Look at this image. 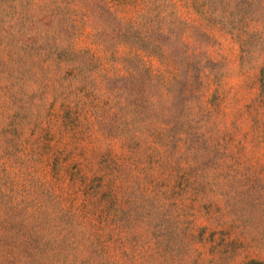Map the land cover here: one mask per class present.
<instances>
[{
    "label": "rangeland",
    "instance_id": "374dc122",
    "mask_svg": "<svg viewBox=\"0 0 264 264\" xmlns=\"http://www.w3.org/2000/svg\"><path fill=\"white\" fill-rule=\"evenodd\" d=\"M0 264H264V0H0Z\"/></svg>",
    "mask_w": 264,
    "mask_h": 264
}]
</instances>
